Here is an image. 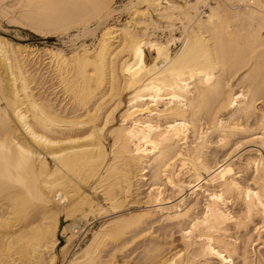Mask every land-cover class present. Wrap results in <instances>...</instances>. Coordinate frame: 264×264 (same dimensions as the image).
I'll return each instance as SVG.
<instances>
[{
	"label": "bare ground",
	"instance_id": "obj_1",
	"mask_svg": "<svg viewBox=\"0 0 264 264\" xmlns=\"http://www.w3.org/2000/svg\"><path fill=\"white\" fill-rule=\"evenodd\" d=\"M119 10L126 19L109 23ZM0 16L73 41L69 52L40 50L0 34V264H56L59 232L64 264H119L137 237L141 264H264L249 230L261 239L264 132L235 142L227 160L207 151L212 137L225 146L264 122V0H0ZM162 24L164 41L153 34ZM96 34L94 48L74 41ZM53 78L57 103L32 85ZM250 143L261 149L241 169L230 159ZM144 180L145 208L123 212ZM166 187L176 204L164 205ZM197 189L206 196L191 203ZM100 211L110 217L68 254Z\"/></svg>",
	"mask_w": 264,
	"mask_h": 264
},
{
	"label": "rangeland",
	"instance_id": "obj_2",
	"mask_svg": "<svg viewBox=\"0 0 264 264\" xmlns=\"http://www.w3.org/2000/svg\"><path fill=\"white\" fill-rule=\"evenodd\" d=\"M127 0H116L117 4H121L123 2H125ZM189 3H193L195 0H187ZM216 1V0H215ZM214 0H208V4L210 6H213L215 4ZM222 0H217V2H221ZM199 8L202 9V6L199 5ZM204 14L201 13L202 18L205 17V14L208 11V7H204ZM194 14V11H192V15ZM127 17L126 12L119 10V12L115 13L112 18H110L109 23L114 22V23H122ZM179 25V24H176ZM196 28V27H195ZM162 29V30H161ZM0 34L5 36L9 41L14 42V43H18L22 46H27V47H33V48H37V49H43V48H47V47H59L62 48L64 51L69 52L70 49L73 47V41L70 40V36H58V37H48V38H44L43 36H40L38 34H35L34 32L30 31L29 29L22 27L20 25L14 24V23H10L8 22V20L5 17H1L0 16ZM163 31V32H161ZM99 34V32H98ZM154 36L156 38H159L161 41H164L166 39V37L169 35V30H167V28H165V25L162 24L160 27L159 31H156L153 33ZM174 36H179V31L175 30L173 32ZM100 36L96 34V38L92 35H86L84 37L78 38V40H74L77 44L81 43L82 41H84L86 48H94L95 44H97L99 42ZM172 51L174 49H176V47L171 46ZM40 59L36 60L37 66H39V70L41 73H43L44 75L49 76L48 78H51L54 76V72L51 70L50 65L48 63H45V59L43 56L39 57ZM34 60V59H32ZM49 65V66H48ZM30 67V65L28 66ZM35 66H32L29 70H32ZM46 71V72H44ZM53 73V74H51ZM51 75V76H50ZM47 78V79H48ZM39 80H37L36 82H34L33 88H35V92L38 96L43 97V98H52L53 101L55 100V102H60V100L63 98L62 92L60 91L59 87H57L58 83L56 82L57 80L55 78L50 79L49 81H47L44 85H37ZM237 82V80H233L232 83L235 85V83ZM36 84V85H35ZM233 88L234 90H236V85ZM64 101H62L63 103ZM1 108L4 107V104L0 105ZM259 107L262 111H264V101H260L259 102ZM249 125L247 127V132H243V133H239L237 135H234L230 138V141L228 142L227 145L225 146H221L220 143L218 142H214L217 141V138L212 137V141L211 144L209 145V149L208 151V155L210 156L212 153V156L217 158V160L221 161L222 158L226 159V154L229 153L230 151L233 150V148L236 146V143H238L240 141H242V139L245 138H249L251 136H258L260 134H262L264 132V122L262 123H258L257 121L254 122L253 119H251L248 122ZM257 123L258 127L255 126ZM261 126V127H260ZM263 129V130H262ZM215 138V139H214ZM236 142V143H235ZM221 146V147H220ZM222 149V150H221ZM232 149V150H231ZM261 149L257 144H246L244 145L239 152L237 151L236 153L234 152L230 161L235 162V165L238 164V167L243 169L244 168V164L246 163V159L248 157L254 156L256 154V150ZM260 151V150H259ZM213 152L215 154H213ZM261 154L264 153V151L261 149L260 151ZM215 155V156H214ZM264 155V154H263ZM211 156V157H212ZM228 159V158H227ZM226 159V160H227ZM223 160V159H222ZM243 163V164H242ZM52 164V163H51ZM240 165V166H239ZM237 166V165H236ZM252 168H248L246 170H244L243 172H239L238 175L236 174V178L240 183H245L248 182L251 174H252ZM147 181H142L141 183V188L140 189V194L139 196H136V192L132 191V195L128 196L127 198V202L126 205L124 206L123 212H129V211H135L138 209H142L145 208V204L143 203V201L145 200L144 195L147 192ZM147 184V185H146ZM203 184V183H200ZM84 192L88 195H90V190L88 187L83 188ZM196 194H192L190 198V202L191 203H201L204 199V197L206 196V192L204 191V189H197L196 190ZM190 193V190H186V194ZM178 193H175L170 187H166L165 189V198L166 201L164 202V205H172V204H176L178 202V200L180 199L179 196L177 195ZM195 195V196H194ZM138 197V198H137ZM139 200V201H138ZM140 202V203H138ZM104 207H108L107 205H105ZM238 208V207H236ZM110 216H106V213H104L103 211H100L96 218L90 217L89 218V223L90 225L84 230V232L81 230L80 232L82 233H78L77 237L71 242V244L68 246V254L73 252L75 249L79 248V246H81L83 244V242L89 237L91 230H93L94 228H96L97 226H99L100 224L104 223ZM255 223H258L259 220L255 219L254 220ZM60 225H65V223L63 222V217L60 218ZM160 224H154L152 231L154 230V233L156 235H163L165 232L159 228ZM85 227L84 225H82V228ZM252 228V229H251ZM233 228L230 227V229H228V232L230 231V233L232 234L234 232ZM249 230H251L250 233H253L254 236V241L252 243V248L255 251V255H253L252 258H264V231L263 233L260 235L261 239L257 240L256 239V234L255 231L253 229V226L250 225ZM172 241L174 245H177L178 242V233L175 231V229H172ZM234 235V234H233ZM58 238H59V246L57 247V261L56 264H64V259H65V255L61 254L60 252V247L63 246L65 244V237L63 235L60 234V232L58 233ZM239 242V238L237 239ZM142 237H137L134 242L130 243L128 245V247L126 248V250H124V252L122 253H115V258L114 260L117 261L119 264H141V261L139 260L140 257V251H141V246H142ZM241 245V244H240ZM9 258L11 259H15L14 254L11 252L9 254ZM16 262V261H15ZM140 262V263H139ZM16 264V263H14Z\"/></svg>",
	"mask_w": 264,
	"mask_h": 264
}]
</instances>
